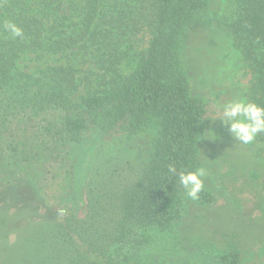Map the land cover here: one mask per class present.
<instances>
[{
    "label": "trees",
    "instance_id": "1",
    "mask_svg": "<svg viewBox=\"0 0 264 264\" xmlns=\"http://www.w3.org/2000/svg\"><path fill=\"white\" fill-rule=\"evenodd\" d=\"M212 2L0 0V128L27 111H61L65 118L59 134L72 144H81L84 133L96 126L105 135L155 133L144 161L141 155L108 157L93 168L85 213L52 226L43 255L32 264H147L159 258L181 264L239 263L235 252H219L211 243L186 246L179 232L190 205L214 201L205 181L195 201L178 182L181 170L206 171L200 152L206 104L190 94L182 42L188 27L209 20ZM7 22L22 28L23 37L13 39L4 29ZM140 26L151 28L153 38L137 69L121 78L116 75L120 41ZM225 26L251 73L250 101L264 106V0H232ZM82 43L97 47L91 53L116 77L109 90L83 107L71 100L72 67L51 69L40 87V80L18 66L26 54L43 49L63 54Z\"/></svg>",
    "mask_w": 264,
    "mask_h": 264
},
{
    "label": "rangeland",
    "instance_id": "2",
    "mask_svg": "<svg viewBox=\"0 0 264 264\" xmlns=\"http://www.w3.org/2000/svg\"><path fill=\"white\" fill-rule=\"evenodd\" d=\"M231 5L232 0H213L209 20L188 27L182 42L190 94L206 104L200 152L206 168L204 181L214 201L190 205L179 232L186 246L211 243L219 252H235L237 264H264V135L241 144L218 119L219 105L241 96L250 101L251 73L239 43L225 26ZM152 38L147 26L122 36V62L116 75L128 77L137 69ZM94 49L87 43L63 54L43 49L24 55L18 66L40 80L36 82L40 87L51 69L72 67L71 100L83 107L109 90L116 78L91 53ZM64 118L61 111L39 115L27 111L0 128V264L36 262L45 251L44 237L52 226L85 213L93 168L108 157L141 155L144 161L155 136L153 131L133 137L123 131L105 135L96 126L84 133L81 144H72L59 134ZM163 259L145 263L181 264L176 258Z\"/></svg>",
    "mask_w": 264,
    "mask_h": 264
},
{
    "label": "clouds",
    "instance_id": "3",
    "mask_svg": "<svg viewBox=\"0 0 264 264\" xmlns=\"http://www.w3.org/2000/svg\"><path fill=\"white\" fill-rule=\"evenodd\" d=\"M4 29L13 39L23 37V29L13 22H7ZM218 111L220 113L218 119L228 128L232 138L241 144H251L259 134L264 133V106L241 96L239 99H232L219 105ZM212 133L216 136L214 132ZM169 171L176 173L177 169L170 166ZM205 175L203 167L187 172L181 170L178 173L179 185L184 189L187 198L193 201L199 199V194L204 189Z\"/></svg>",
    "mask_w": 264,
    "mask_h": 264
}]
</instances>
